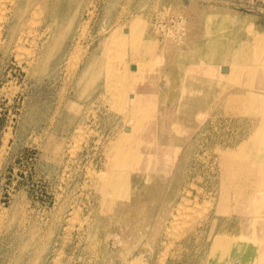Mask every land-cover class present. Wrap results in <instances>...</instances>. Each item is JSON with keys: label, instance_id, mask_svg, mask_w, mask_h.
Returning <instances> with one entry per match:
<instances>
[{"label": "rangeland", "instance_id": "374dc122", "mask_svg": "<svg viewBox=\"0 0 264 264\" xmlns=\"http://www.w3.org/2000/svg\"><path fill=\"white\" fill-rule=\"evenodd\" d=\"M33 2L25 14L30 21L38 13L37 25L32 19V35L21 44V49L25 46L33 50L22 49L17 56L14 41L7 49L0 46V216L4 215L0 217V231L4 233H0V264H221L209 255L216 234L239 232L243 222L245 233L256 228L257 237L263 240L260 225L264 221V199L259 197L264 198V181L260 163L248 147V151L237 148L242 140L240 132L255 126L248 123L242 128L237 118L246 113L248 102L256 99L261 81L264 86V0ZM134 18L143 26L139 35L143 40L138 37L143 44L137 38L125 39L124 27ZM75 47L80 50L77 55ZM119 51L124 54L127 70L133 71L134 63L142 57L153 70L148 85L156 83L159 89L147 92L160 94L159 107L154 133L150 135L147 127L144 141L158 144L153 168L131 169L128 181L117 188H104L100 173L124 166L114 164V143L124 125L119 110L129 103L107 89V61ZM28 52L34 55L28 58ZM199 59L201 65L211 61L217 68L216 73L206 72L208 79L215 76L218 83H203L211 93L203 105L198 102L199 92L183 78L180 67L191 70ZM225 61L233 65L229 75L218 69ZM243 89H248L244 99L236 94ZM148 120L144 115L146 124ZM169 149L172 159L166 169L163 152ZM193 203L198 205L196 212ZM200 204L203 208L199 210ZM166 205L173 206L175 212L182 205V210H187V217L180 218L187 221L185 224L177 220L175 226L168 221L171 232L164 224H157Z\"/></svg>", "mask_w": 264, "mask_h": 264}, {"label": "bare ground", "instance_id": "6f19581e", "mask_svg": "<svg viewBox=\"0 0 264 264\" xmlns=\"http://www.w3.org/2000/svg\"><path fill=\"white\" fill-rule=\"evenodd\" d=\"M46 1V0H45ZM89 1V0H88ZM95 1V0H94ZM33 2V0H0V46L4 49H7L9 44L14 41L15 42V49L17 50V53L15 55L18 56V53L19 51H22V49H26L27 47L25 46H22V49H21V44H23V42L25 40H27L30 35H32V22L31 20L33 18H31L30 21H28V19L26 18V14L28 11V8L30 6V3ZM39 2V1H37ZM86 2V1H85ZM35 3V2H33ZM32 3V4H33ZM48 4V3H46ZM92 4V3H91ZM35 5V4H34ZM39 5V4H38ZM94 5V4H93ZM147 5V4H146ZM88 6H91V5H88ZM39 7V6H38ZM36 7V8H38ZM31 8V7H30ZM34 8V7H33ZM36 8L33 10L35 11V14L38 12H36ZM45 8V7H44ZM40 9V8H39ZM84 9V8H83ZM131 10V9H130ZM27 11V12H26ZM40 11H42L40 9ZM39 11V12H40ZM81 11V10H80ZM92 11V10H91ZM83 12V11H82ZM107 13V12H106ZM131 13V12H130ZM33 15V14H32ZM37 17H38V13L36 14ZM82 15V14H81ZM119 15V14H118ZM128 15V14H127ZM42 16V15H41ZM88 16V15H87ZM105 16V14L103 15ZM120 16V15H119ZM33 17V16H32ZM37 17H35L37 19ZM137 17V15L135 16ZM34 18V19H35ZM33 19V20H34ZM36 19L34 20L35 24L37 25V21ZM39 19V18H38ZM89 19V18H88ZM104 19V18H103ZM142 19V18H141ZM143 20V19H142ZM81 21V20H80ZM130 21V20H129ZM42 22V21H41ZM88 22V21H87ZM147 22V20H146ZM145 22V24H146ZM117 23V22H116ZM119 23V22H118ZM130 24L128 26H125L124 29L127 31L125 33V39H128V38H137L140 40V36L142 35V24L141 22L138 20V18H134L132 19L130 22ZM176 23V22H175ZM39 24V23H38ZM144 24V23H143ZM144 24V25H145ZM83 25V23H82ZM87 25V24H86ZM85 25V26H86ZM113 25V24H112ZM125 25V24H124ZM83 26V27H85ZM118 26V25H117ZM122 26V25H121ZM146 26V25H145ZM40 27V26H39ZM47 27V26H46ZM45 27V28H46ZM147 28V27H146ZM34 29V28H33ZM41 29V28H40ZM51 29V28H50ZM83 29V28H82ZM81 29V31H83ZM35 30V29H34ZM170 31V30H169ZM36 32V30L34 31V33ZM77 32V31H76ZM100 32V31H99ZM37 33V32H36ZM82 33V32H80ZM84 33V31H83ZM169 33V32H168ZM38 34V33H37ZM50 34V33H49ZM48 34V35H49ZM75 34V33H74ZM35 35V34H34ZM33 35V36H34ZM76 35V34H75ZM140 35V36H139ZM36 36V35H35ZM84 36V35H83ZM126 36L128 38H126ZM45 37V36H44ZM82 37V36H81ZM140 37V38H138ZM49 38V37H48ZM124 38V37H123ZM47 39V38H46ZM79 39V38H78ZM113 39V38H112ZM111 39V40H112ZM119 39V38H118ZM121 39V38H120ZM142 39V38H141ZM164 39V38H163ZM133 40V39H132ZM143 40V39H142ZM36 42V39L35 40H31V42ZM116 41V40H115ZM119 41V40H118ZM141 41V40H140ZM140 41H138V43H140ZM32 42V43H33ZM111 42V41H110ZM117 42V41H116ZM137 42V41H136ZM142 42V41H141ZM193 42V40H192ZM26 43V42H25ZM28 43V42H27ZM113 43V42H112ZM125 43V42H124ZM134 43V42H133ZM150 43V42H149ZM156 43V42H155ZM115 44V43H114ZM122 44H123V39H122ZM141 44V43H140ZM143 44V42H142ZM31 45V44H30ZM42 45V43H41ZM134 45V44H133ZM43 46V45H42ZM81 46V45H80ZM159 46V45H158ZM0 47V48H1ZM24 47V48H23ZM32 47V46H31ZM71 47V46H70ZM79 47V46H77ZM88 47V45H87ZM138 46H136L137 48ZM157 47V44L154 45V50L156 49ZM29 48V47H28ZM27 48V49H28ZM43 48V47H42ZM76 48V47H75ZM145 48V47H143ZM32 48H29V50L27 51H32L30 50ZM70 49V48H69ZM133 49V48H132ZM138 49V48H137ZM136 49V50H137ZM142 49V48H141ZM74 50V49H73ZM77 52H75L74 50V53H78V48H76ZM83 50V48L81 49ZM86 50V49H85ZM2 51V50H1ZM25 51V50H23ZM50 51V50H49ZM88 51V50H87ZM103 52V51H102ZM137 52V51H136ZM139 52V50H138ZM179 52V51H178ZM38 53V52H37ZM73 53V52H72ZM74 53L71 55L72 57H75ZM205 53V52H203ZM202 53V54H203ZM21 54V53H20ZM25 54V53H24ZM27 54H29L30 57L28 58H31L34 54L32 52H28ZM134 54V53H133ZM77 55V54H76ZM84 55V54H83ZM104 55V54H103ZM16 56V58H17ZM28 56V55H27ZM38 56V55H37ZM66 56V55H65ZM70 56V57H71ZM105 56V55H104ZM103 56V57H104ZM20 57V56H19ZM22 57V56H21ZM73 60H75L74 58H72ZM77 57V56H76ZM81 57V56H80ZM124 54L123 52L119 51L116 55H114V57L110 58L108 61H107V89L111 90V92L114 94V96H116L117 98H120L122 99V101L124 102H127L129 103L128 106L124 105L123 107H121V109L119 110L121 112V114L123 115V120L124 121V125H123V131L121 133V135L116 138V141L114 143V151H115V159H114V164H119V165H124L123 168L121 170H116L115 167H111V169L109 168V170L107 169L106 171L100 173L101 174V177H102V180H104L103 182V185H104V188H107V187H111V188H117L118 186H120V184L124 181H128L129 180V176H130V170L131 169H134V168H141V169H150V168H153L154 165H155V159H154V153L156 152V145L158 144L157 141H153L150 142L149 141V144L146 143V141H144V131L145 129L148 127L150 130H149V134L150 135H153L154 133V129H153V126H154V119H155V113L156 111L158 110V100L160 99V94L157 95L156 93L154 92H147V90H154V89H159L158 85H156V83H153L151 85H148V80L151 79L153 75H151V73H153V70L152 69H149L148 66L145 64V60H142V58H139L137 59V62L134 63L135 65V69L132 71H129L127 70L128 69V64L127 63H124ZM130 57V56H129ZM180 57V56H179ZM79 58V56H78ZM82 58V57H81ZM150 58V57H149ZM191 58V57H190ZM178 59V58H177ZM24 60V59H23ZM25 60H27L25 58ZM229 60V59H228ZM19 61H21L19 59ZM31 61V60H30ZM38 61V60H36ZM72 60H70V63H71ZM33 62V61H32ZM77 62V61H76ZM82 62V61H81ZM103 62V61H102ZM101 62V63H102ZM135 62V61H133ZM147 62V61H146ZM20 63V62H18ZM28 63V61H27ZM132 63V62H131ZM185 63V62H184ZM221 63V62H219ZM31 64V63H30ZM34 64V63H33ZM66 64V63H65ZM75 64V63H74ZM194 64V63H193ZM217 64V63H216ZM69 65V64H68ZM72 65V63H71ZM71 65H69L71 67ZM77 65V63H76ZM75 65V66H76ZM186 65V64H185ZM61 66V65H60ZM74 66V65H72ZM161 66V64H160ZM189 66V65H188ZM180 67H181V70H182V74H183V78L185 80H187L188 84H191L193 86V89H195L196 91L199 92V104L200 105H203L205 104L206 102V99L208 98L209 99V95L211 94L210 92H207L204 88V85L203 83H205L207 86H210V85H213V84H216L218 83V80L215 79V76L213 78L209 77L208 79V74L206 72H208L209 74H212V73H216V69L214 68V66L212 65L211 61L209 62H206L205 64H202L201 65V61L199 59V62L196 61L195 64H194V67L193 69H185V67L181 66L180 64ZM233 65L230 64L229 61H225L223 63L220 64V66H218V69L220 70H223V73L225 75H229L232 73L233 71ZM236 67V66H235ZM102 68V66L100 67ZM237 68V67H236ZM72 69H75V67L71 68ZM7 70V69H6ZM199 70V71H198ZM62 71V70H61ZM200 71H201V75H200ZM4 72V71H3ZM165 72V71H164ZM181 72V71H180ZM76 73V72H75ZM10 74V73H9ZM28 74V73H27ZM99 74V73H98ZM161 74V73H160ZM166 74V73H165ZM67 75V74H65ZM162 75V74H161ZM167 75V74H166ZM7 76V75H6ZM9 76V75H8ZM71 76V75H70ZM97 76V75H96ZM164 76V75H163ZM57 77V76H56ZM72 77V76H71ZM169 77V75H168ZM179 77V75H178ZM94 78V77H93ZM182 78V77H181ZM90 79V78H89ZM88 79V80H89ZM51 80V79H50ZM73 80V79H72ZM82 80V79H81ZM219 80H222V79H219ZM168 81V79H167ZM166 81V82H167ZM55 82V81H54ZM62 82V80H61ZM68 82V81H67ZM71 82V80H70ZM91 82H93L91 80ZM154 82V81H153ZM170 82V81H169ZM57 83V82H56ZM66 83V82H65ZM168 83V82H167ZM63 84V83H62ZM158 84V83H157ZM88 85V83H87ZM104 85V84H103ZM4 86V85H3ZM180 86V85H179ZM258 86V85H257ZM64 87V86H63ZM163 87V86H162ZM161 87V89H162ZM185 88V86H184ZM187 88V87H186ZM215 88V87H214ZM258 88H261L263 89L264 86H263V82L261 81ZM16 89V88H15ZM66 89V88H65ZM64 89V90H65ZM97 89V88H96ZM175 89V88H174ZM192 89V88H191ZM88 90V88H87ZM246 90V89H245ZM244 89L243 90H237L236 94L237 96L240 98V96H245L246 93H248V89L245 91ZM2 91V90H1ZM86 91V90H85ZM84 91V94L87 92ZM65 92V91H64ZM223 92V91H221ZM229 92V91H228ZM3 93V92H2ZM10 93V92H9ZM8 93V94H9ZM167 93V92H166ZM62 94H63V91H62ZM61 94V95H62ZM109 94V93H108ZM111 94V93H110ZM171 94V93H170ZM198 94V93H197ZM226 94V93H225ZM103 95V94H102ZM157 95V96H156ZM192 95V94H191ZM222 95V94H221ZM105 96V95H104ZM60 97V96H59ZM107 97V96H106ZM127 97L129 99H127ZM172 97V96H171ZM224 97V96H223ZM256 99H254L253 101H249L248 104H247V108L246 110H244L246 113H240L238 115V120L241 121V124H242V128L244 125L246 124H251L253 129L251 128L250 129H247V130H244L240 132V135L242 136V140L240 141V143L237 145V148L238 150H241L243 148L246 149V147H248V149L251 150V152L253 154L256 155V161L258 163H260L259 165V170H260V178L263 179L264 181V93H260L258 92V94L255 96ZM101 98V97H100ZM105 98V97H103ZM170 98V97H169ZM230 98V97H229ZM175 99V97H174ZM218 99V98H217ZM221 99V98H220ZM98 100V99H97ZM100 100V99H99ZM63 101V100H62ZM75 101V100H74ZM170 101V100H169ZM76 102V101H75ZM74 102V103H75ZM111 102V100H110ZM215 102V101H213ZM221 102V101H220ZM224 102V101H223ZM73 103V102H72ZM97 103V102H96ZM197 103V102H196ZM227 103V102H226ZM193 104V103H192ZM216 104V103H215ZM229 104V103H228ZM232 104V103H231ZM234 104V103H233ZM94 105V104H93ZM92 105V106H93ZM198 105V104H197ZM83 107V105H81ZM79 106L78 108L81 109ZM109 106V105H108ZM192 106V105H191ZM212 106V105H211ZM221 106V105H220ZM73 107V106H72ZM72 107H69L72 109ZM89 108V107H88ZM188 108V107H186ZM216 108V107H215ZM214 108V109H215ZM232 108V107H231ZM85 109V108H84ZM109 109V108H108ZM111 109V108H110ZM212 109V108H211ZM210 109V110H211ZM60 110V109H59ZM93 110V108H92ZM234 110V109H232ZM81 111V110H80ZM91 111V110H89ZM95 110H93L94 112ZM97 111V110H96ZM212 111H210V114H211ZM57 113V111H56ZM96 114V113H95ZM182 114V113H181ZM207 114V113H206ZM205 114V115H206ZM221 114V112H220ZM144 115H147L148 116V123L146 124V122H144ZM217 115V114H216ZM90 116V115H89ZM226 116V115H225ZM232 116V115H231ZM100 117V116H99ZM228 117V116H227ZM85 118V117H84ZM178 118V117H177ZM208 118V117H207ZM226 118V117H224ZM231 118V117H230ZM99 119V118H98ZM125 119V120H124ZM168 119V118H167ZM147 120V119H146ZM204 120V119H203ZM176 121V120H175ZM169 122V121H168ZM229 122V121H228ZM73 123V122H72ZM87 123V122H86ZM85 123V124H86ZM99 123V122H98ZM119 123V122H118ZM79 124V123H78ZM92 124V123H90ZM171 124V123H170ZM49 125V124H48ZM117 125V124H116ZM166 125V124H165ZM172 125V124H171ZM50 126V125H49ZM228 126V125H227ZM165 127V126H164ZM171 128V127H170ZM209 128V127H208ZM249 128V127H248ZM81 129V125H80V128ZM83 129V128H82ZM176 129V128H175ZM185 129V128H184ZM84 130V129H83ZM120 130V129H118ZM174 130V129H173ZM116 131V130H115ZM114 131V132H115ZM121 131V130H120ZM148 131V130H147ZM91 132V131H90ZM98 132V131H96ZM101 132V131H100ZM77 133V132H76ZM166 133V132H165ZM180 133V132H179ZM210 133V132H209ZM213 133V132H212ZM57 134V133H56ZM80 134V133H79ZM90 134V133H89ZM95 134V133H94ZM113 134V133H112ZM206 134V133H205ZM208 134V133H207ZM41 135V134H40ZM63 135V134H62ZM81 135V134H80ZM87 135V134H86ZM231 135V133H230ZM238 135V133H237ZM58 136V135H57ZM102 136V135H101ZM112 136V135H111ZM115 136V135H114ZM118 136V135H117ZM169 136V135H168ZM183 136V135H182ZM75 137V136H74ZM83 136L81 135V139H84V137L82 138ZM181 137V136H180ZM42 138V137H41ZM58 138V137H57ZM69 138V137H68ZM236 138V137H235ZM49 139V138H48ZM65 139V138H64ZM78 139V138H76ZM79 139V141L81 140ZM182 139V138H181ZM59 140V139H58ZM75 140V138H74ZM86 140V139H85ZM88 140V138H87ZM183 140V139H182ZM64 141V140H63ZM168 141V140H167ZM226 141V140H225ZM65 142V141H64ZM99 142V141H98ZM105 142V141H104ZM164 142V141H163ZM173 142V141H172ZM34 143H36L34 141ZM79 143V142H77ZM101 143V142H100ZM175 143V142H174ZM198 143V142H197ZM76 144V143H75ZM109 144V143H108ZM179 144V143H178ZM235 144V142H234ZM87 145V144H86ZM110 145V144H109ZM62 146V145H61ZM77 146V144H76ZM148 146H149V150H151V158H148ZM162 146V145H160ZM182 146V145H181ZM207 146V145H206ZM60 147V145H59ZM75 147V146H73ZM79 148V145L77 146ZM75 147V149L77 148ZM90 147V145H89ZM88 147V149H89ZM93 147V146H91ZM163 148H165V144L162 146ZM179 147V145H178ZM218 147V146H217ZM232 147V146H230ZM67 148V147H66ZM95 148V147H94ZM113 148V147H112ZM169 148H171V146L169 145ZM220 148V147H219ZM235 148V147H234ZM64 149V148H63ZM74 149V148H73ZM82 149V148H81ZM85 149V148H84ZM108 149V148H107ZM182 149H183V146H182ZM231 149V148H230ZM43 150V149H42ZM61 150V149H60ZM99 150V149H97ZM102 150V149H101ZM216 150V148H215ZM214 150V151H215ZM226 151V149H224ZM247 150V149H246ZM249 150V151H250ZM71 151V150H70ZM80 151V150H79ZM108 151V150H107ZM113 151V150H112ZM158 151V150H157ZM220 151V150H218ZM230 151V150H229ZM237 151V150H236ZM248 151V150H247ZM65 152V151H64ZM92 152V151H91ZM231 152V151H230ZM66 153V152H65ZM72 153V151L70 152ZM87 153V152H86ZM94 153V152H93ZM99 153V152H98ZM101 153V152H100ZM113 153V152H112ZM234 153V152H233ZM232 153V154H233ZM248 153V152H247ZM51 154V153H50ZM110 154V153H109ZM164 154V164H165V168L167 169L168 168V164H169V161L172 159V150L169 149V150H165V152H163ZM1 155V154H0ZM65 155V154H64ZM74 155V153H73ZM88 155V154H87ZM99 155V154H98ZM101 155V154H100ZM103 155V154H102ZM108 155V154H107ZM254 155V156H255ZM78 156V155H77ZM93 156V155H92ZM106 156V155H105ZM111 156V155H110ZM233 156V155H232ZM251 156V155H250ZM88 157V156H87ZM96 157V156H95ZM94 157V158H95ZM104 157V156H103ZM201 157V156H200ZM70 158V157H69ZM81 158V157H80ZM156 158V157H155ZM210 158V157H209ZM71 159V158H70ZM76 159V158H75ZM89 159V158H88ZM104 159V158H103ZM159 159V158H158ZM240 159V158H239ZM243 159V158H242ZM250 159V158H249ZM50 160V159H49ZM56 160V159H55ZM204 160V159H203ZM241 160V159H240ZM251 160V159H250ZM249 160V161H250ZM253 160V159H252ZM98 161V160H97ZM102 161V160H101ZM109 161V159H108ZM113 161V160H112ZM217 161V160H216ZM54 162V161H53ZM64 162V161H63ZM104 162V161H103ZM177 162V161H176ZM69 163V162H68ZM67 163V164H68ZM157 163V162H156ZM98 164V163H97ZM111 164V163H110ZM109 164V165H110ZM59 165V164H58ZM72 165V164H71ZM78 165V164H77ZM85 165V164H84ZM91 165V164H90ZM107 165V164H106ZM112 165H113V162H112ZM208 165V164H207ZM167 166V167H166ZM171 166V165H170ZM221 166V165H220ZM239 166V165H238ZM68 167V166H67ZM87 167V166H86ZM222 167V166H221ZM62 168V167H61ZM98 168V167H97ZM78 169V168H77ZM103 169V168H102ZM81 170V169H80ZM89 169H87L88 171ZM190 170V169H189ZM58 171V170H57ZM75 171V170H74ZM73 171V172H74ZM91 172V170H89ZM142 171V170H141ZM191 171V170H190ZM216 171V170H215ZM243 171V170H241ZM240 171V172H241ZM246 171V170H245ZM82 172V171H80ZM135 172V171H134ZM209 172V171H208ZM212 172V171H211ZM93 173H94V169H93ZM146 173V172H145ZM220 173V172H219ZM65 174V173H64ZM173 174V173H172ZM59 175V174H57ZM81 175V174H79ZM147 175V174H145ZM144 175V176H145ZM174 175V174H173ZM233 175V174H232ZM82 176V175H81ZM87 176V175H86ZM97 176V174H96ZM135 176V174H134ZM211 176V175H210ZM68 177V176H67ZM80 177V176H79ZM90 177H92L90 175ZM89 177V178H90ZM152 177V176H151ZM157 177V175H156ZM168 177V176H167ZM56 178V177H55ZM69 178V177H68ZM75 178V177H73ZM193 178V177H192ZM227 178V177H226ZM159 179V177H158ZM171 179V178H170ZM200 179V178H199ZM238 179V178H237ZM250 179V178H249ZM95 180V179H93ZM161 180V178H160ZM201 180V179H200ZM203 180V179H202ZM65 181V180H64ZM244 181V180H243ZM252 181V180H251ZM67 182V181H66ZM73 182V181H72ZM81 182V181H80ZM84 182V181H83ZM201 182V181H200ZM60 183V182H59ZM78 183V182H77ZM133 183V182H132ZM131 183V184H132ZM195 183V182H194ZM202 183V182H201ZM86 185V182L84 183ZM199 184V183H198ZM206 184V183H205ZM221 184V183H220ZM219 184V185H220ZM262 184V183H261ZM67 185V184H65ZM88 185V184H87ZM86 185V186H87ZM92 185V184H91ZM96 185V184H95ZM202 185V184H201ZM208 185V184H207ZM237 185V183H236ZM243 185V184H242ZM247 185V184H246ZM185 186V185H184ZM216 186V185H215ZM214 186V187H215ZM264 186V185H263ZM80 187V186H79ZM94 187V185H93ZM60 188V187H59ZM88 188V187H87ZM95 188V187H94ZM110 188V189H111ZM189 188V187H188ZM196 188V187H195ZM200 188V187H199ZM260 188V187H259ZM264 188V187H263ZM202 189V188H201ZM193 190V189H192ZM63 191V190H62ZM99 191V190H98ZM189 191V190H188ZM198 191V189H197ZM257 191V190H256ZM60 192V190H59ZM232 192V191H231ZM93 193V192H92ZM261 193V192H260ZM264 193V191H263ZM59 194V193H57ZM73 194V193H72ZM78 194V193H77ZM81 194V193H80ZM87 194V193H86ZM163 194V193H162ZM233 194V193H232ZM223 195V194H221ZM234 195V194H233ZM94 196V195H93ZM162 196V195H161ZM186 196V195H185ZM196 196V195H195ZM250 196V195H249ZM261 196V195H260ZM62 197V196H61ZM75 197V196H74ZM79 197V196H78ZM188 197V196H187ZM235 197V196H234ZM60 198V197H59ZM68 198V197H67ZM81 198V197H80ZM88 198V197H87ZM168 198V197H167ZM204 198V197H203ZM74 199V198H73ZM106 199V197H105ZM114 199V198H112ZM264 198H261L259 197V200H263ZM58 200V199H57ZM65 200V199H64ZM75 200V199H74ZM177 200V199H176ZM190 200V199H189ZM206 200V199H205ZM89 201V200H88ZM106 201V200H105ZM130 201V200H129ZM181 201V200H180ZM209 201V200H208ZM252 201V200H251ZM65 201H63L64 203ZM83 202V201H82ZM111 202H113L111 200ZM110 202V203H111ZM210 202V201H209ZM218 202V201H217ZM225 202V201H224ZM56 203V202H55ZM67 203V202H66ZM65 203V204H66ZM104 203V202H103ZM203 203V202H202ZM201 203V204H202ZM260 203V201H259ZM62 204V203H61ZM182 204V203H181ZM184 204V203H183ZM190 204V203H189ZM188 204V205H189ZM195 204V203H193ZM197 204V203H196ZM196 204L194 206V208L196 207ZM200 204V208H203L201 207L202 205ZM212 204V203H211ZM235 204V203H234ZM85 205V204H84ZM186 205V204H184ZM187 205V206H188ZM205 205V203H204ZM229 205V204H228ZM240 205V204H239ZM248 205V204H247ZM63 206V205H62ZM83 206V205H81ZM190 206V205H189ZM188 206V207H189ZM193 206V205H192ZM190 206V207H192ZM224 206V205H223ZM254 206V205H253ZM22 207V206H21ZM57 207V206H56ZM87 207V206H86ZM173 207V206H172ZM172 207L170 205H166L165 207H163L162 209V212L159 216V219H158V225H165V227L169 229V225H168V221L170 223H172L173 225H175V223L177 222V220L179 222H181V220L183 219H180L182 218V216L185 215L186 211L185 210H182L184 209L183 208V205H182V209L177 207L178 208V211L175 212L172 210ZM198 207V205H197ZM197 207L194 209L195 212L197 210ZM209 207L206 206V208ZM215 207V206H214ZM74 208V207H73ZM104 208V207H103ZM102 208V209H103ZM175 208V207H174ZM186 208V207H185ZM193 208V207H192ZM259 208V207H258ZM5 209V208H4ZM45 209V208H44ZM60 209V208H59ZM205 209V208H204ZM21 210V209H20ZM108 210V209H107ZM189 210V208H188ZM217 210V208H216ZM255 210V208H254ZM54 211V210H53ZM59 210H57V213ZM74 211V210H73ZM72 211V212H73ZM77 211V210H76ZM81 211V210H80ZM101 211V210H100ZM218 211V210H217ZM234 211V210H233ZM243 211V210H242ZM26 212V211H25ZM25 212H22L25 213ZM28 212V211H27ZM55 212V211H54ZM191 211H189L190 213ZM195 212H191L190 214L192 213H195ZM200 212V211H199ZM202 212V210H201ZM204 212V211H203ZM237 212V211H236ZM255 212V211H254ZM2 213V211H1ZM206 213V212H205ZM204 213V214H205ZM225 213V212H223ZM230 213V211H229ZM14 214V212L12 213V215ZM26 214V213H25ZM29 214V213H27ZM54 214V213H53ZM66 214V213H65ZM70 214V213H69ZM78 213H76L77 215ZM188 214V215H190ZM17 215V214H16ZM50 215V214H49ZM62 215V214H61ZM79 215V214H78ZM78 215L77 217L73 215V218H78ZM208 215V214H207ZM219 215V213H218ZM238 215V214H237ZM258 215V214H257ZM4 215H1L0 217H2ZM6 216V214H5ZM10 216V215H9ZM20 216V214H19ZM24 216V215H23ZM38 216V215H37ZM57 216V215H56ZM194 216V215H193ZM193 216L191 215V217L193 218ZM197 216V215H196ZM194 216V217H196ZM228 216V215H227ZM27 217V216H26ZM36 217V216H35ZM42 217V216H41ZM185 217H187L185 215ZM184 217V218H185ZM6 218V217H5ZM14 218V217H13ZM56 218V217H54ZM87 218V216H86ZM189 218V217H188ZM187 218V219H188ZM215 218V217H214ZM2 219V218H0ZM39 219V218H38ZM60 219V218H59ZM180 219V220H179ZM186 219V218H185ZM221 219V218H220ZM24 220V219H23ZM26 220V219H25ZM51 220V219H50ZM67 220V219H66ZM65 220V221H66ZM76 220V219H75ZM189 220L191 221V218L188 219V222ZM194 220V219H193ZM4 221V220H3ZM21 221V220H19ZM30 221V220H29ZM53 221V220H52ZM51 221V222H52ZM71 221V220H70ZM78 221H79V218H78ZM81 221V220H80ZM219 221V220H218ZM240 221V220H239ZM2 222V220H1ZM13 222V221H12ZM16 222V221H15ZM24 222V221H23ZM22 222V223H23ZM34 222V221H33ZM37 222V221H35ZM72 222V221H71ZM184 222H187V221H182ZM9 223V222H8ZM20 223V222H18ZM21 223V224H22ZM26 223V222H25ZM47 223V222H46ZM67 223V222H66ZM76 223V222H75ZM193 223V221H192ZM2 224V223H1ZM14 224V222H13ZM29 224V223H28ZM182 225H184L183 223H181ZM194 224V223H193ZM240 224V223H239ZM24 225V224H23ZM45 225V224H44ZM74 225V224H73ZM82 225V224H81ZM178 226H180V223L177 224ZM207 225V224H206ZM37 226V225H36ZM61 226V225H60ZM176 226V225H175ZM213 226V225H212ZM211 226V227H212ZM244 224L242 222L241 224V228H240V231L239 232H230V233H218L215 235L214 239H213V243H211V248H210V256H211V260L213 261H218L220 262L221 264L222 263H225V264H264V239L263 240H260L261 238L257 237V234H256V228H250V229H247V233H245V229H244ZM5 227V226H4ZM3 227V228H4ZM12 227V226H11ZM27 227V226H26ZM30 227V226H29ZM45 227V226H44ZM48 227V226H47ZM149 227V226H148ZM191 227V225H190ZM199 227V226H198ZM240 227V226H239ZM261 229L264 230V221L261 222V225H260ZM259 227V228H260ZM21 228V227H20ZM35 228V226H34ZM50 228V227H49ZM89 228V227H88ZM176 228V227H175ZM25 229V228H24ZM38 229V228H37ZM40 229V228H39ZM60 229V228H59ZM67 229V228H66ZM71 229V227H70ZM177 229V228H176ZM182 229V227H181ZM215 229V228H214ZM33 230V229H32ZM42 231V229H40ZM62 230V229H61ZM158 230V229H156ZM172 230V228H171ZM170 230V232H171ZM187 230V229H186ZM232 230V229H231ZM35 231V230H34ZM33 231V232H34ZM40 231V232H41ZM178 231V230H176ZM182 231H185V230H182ZM202 231V230H201ZM226 231V230H225ZM6 232V231H4ZM33 232H32V235H33ZM181 232V230H180ZM178 232V234L180 233ZM186 232V231H185ZM211 232V230H210ZM213 232V230H212ZM224 232V231H223ZM259 232V231H258ZM262 232V231H261ZM260 232V233H261ZM0 233H2L0 231ZM39 233V232H38ZM74 233V232H73ZM173 233H176V232H172ZM4 234V233H2ZM25 234V233H24ZM28 234V233H27ZM41 234V233H39ZM45 234V232H44ZM54 234V233H53ZM69 234V233H68ZM114 234V233H113ZM119 234V233H118ZM162 234V233H161ZM177 234V233H176ZM181 234V233H180ZM20 235V234H19ZM31 235V236H32ZM37 235V234H36ZM48 235V234H47ZM210 235V234H209ZM6 236V235H5ZM23 236V235H22ZM60 236V235H59ZM82 236V235H81ZM194 236V235H193ZM263 236V235H262ZM11 237V236H10ZM16 237V236H15ZM34 237V236H33ZM48 237V236H47ZM66 237V236H65ZM118 237V236H116ZM261 237V236H260ZM21 238V237H20ZM39 238V236H38ZM78 238V237H76ZM191 238V237H190ZM32 239V237H31ZM34 239V238H33ZM40 239V238H39ZM83 239V238H81ZM109 239V238H108ZM192 239V238H191ZM190 239V240H191ZM15 240V239H14ZM194 240V238H193ZM209 240V239H208ZM9 241V240H8ZM24 241V240H23ZM29 241V240H28ZM33 241V240H32ZM39 241V240H37ZM57 241V240H56ZM162 241V240H161ZM166 241V240H165ZM174 241V240H173ZM182 241V240H181ZM30 242V241H29ZM43 242V241H42ZM113 242V240H112ZM164 242V241H163ZM191 242V241H190ZM27 243V242H26ZM25 243V244H26ZM36 243V242H34ZM119 243V242H118ZM126 243V242H125ZM167 243V242H166ZM172 243V242H171ZM174 243V242H173ZM183 243V242H182ZM24 244V246H25ZM38 244V243H37ZM40 244V243H39ZM38 244V245H39ZM45 244V243H44ZM189 244V243H188ZM4 245V244H3ZM2 245V246H3ZM9 246V244H8ZM15 246V245H14ZM18 246H22L23 245H18ZM36 246V244H35ZM41 247V246H40ZM57 247V246H56ZM60 247V246H59ZM79 247V246H78ZM196 247V246H195ZM74 248V247H73ZM2 249V248H1ZM20 249V248H18ZM26 249V248H25ZM15 250V249H14ZM61 250V249H60ZM11 251V250H10ZM20 251V250H19ZM23 251V250H22ZM27 251V250H26ZM37 251V249H36ZM198 251V250H196ZM1 252V251H0ZM4 252V251H3ZM97 252V251H96ZM165 253V250L162 251ZM168 252V251H167ZM174 252V251H173ZM9 253V252H8ZM35 254V252H34ZM94 254V253H93ZM3 255V254H2ZM24 255V253H23ZM37 255V254H35ZM73 255V254H72ZM107 255V254H106ZM6 256V255H5ZM20 256V255H19ZM167 256V255H166ZM188 256V255H187ZM197 256V255H196ZM208 256V257H210ZM15 257V256H14ZM24 257V256H23ZM57 257V255H56ZM70 257V256H69ZM97 257V256H96ZM7 258V257H5ZM33 258V257H32ZM34 259V258H33ZM32 259V260H33ZM81 259V258H80ZM94 259V258H93ZM9 260V259H8ZM24 260V259H23ZM163 260V259H162ZM182 260V259H181ZM55 261V260H54ZM59 261V260H58ZM131 261V260H130ZM166 261V260H165ZM5 263V262H4ZM2 263V264H4ZM8 263V262H7ZM56 263V261H55ZM59 263V262H57ZM64 263V262H63ZM75 263V261H74ZM129 263V262H127ZM146 263V262H145ZM30 264V263H29ZM61 264V263H60ZM136 264V263H135ZM138 264V263H137ZM144 264V262H143ZM209 264V263H208ZM215 264V263H214Z\"/></svg>", "mask_w": 264, "mask_h": 264}, {"label": "crops", "instance_id": "0c3cea01", "mask_svg": "<svg viewBox=\"0 0 264 264\" xmlns=\"http://www.w3.org/2000/svg\"><path fill=\"white\" fill-rule=\"evenodd\" d=\"M256 89H257V92H260V93L262 92V93H264V88H263V89H261V88H256ZM259 89H261V90H259ZM244 90H245V89H244ZM246 90H247V89H246ZM246 90H245V91H246ZM244 98H245V97L243 96L242 99H244Z\"/></svg>", "mask_w": 264, "mask_h": 264}, {"label": "water", "instance_id": "95a60500", "mask_svg": "<svg viewBox=\"0 0 264 264\" xmlns=\"http://www.w3.org/2000/svg\"><path fill=\"white\" fill-rule=\"evenodd\" d=\"M131 67L133 68L134 66L132 65Z\"/></svg>", "mask_w": 264, "mask_h": 264}]
</instances>
